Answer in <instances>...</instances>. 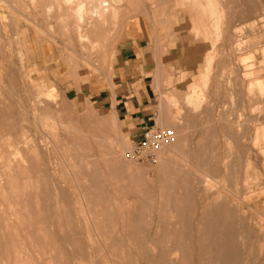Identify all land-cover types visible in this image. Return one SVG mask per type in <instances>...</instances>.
Instances as JSON below:
<instances>
[{"label": "rangeland", "instance_id": "1", "mask_svg": "<svg viewBox=\"0 0 264 264\" xmlns=\"http://www.w3.org/2000/svg\"><path fill=\"white\" fill-rule=\"evenodd\" d=\"M212 1L116 0L84 45L61 1L0 0V264H264V0ZM135 23L162 65L152 125L175 133L154 165L124 158L140 133L87 90ZM43 113L54 127L38 133ZM11 123L27 145L5 146Z\"/></svg>", "mask_w": 264, "mask_h": 264}, {"label": "crops", "instance_id": "2", "mask_svg": "<svg viewBox=\"0 0 264 264\" xmlns=\"http://www.w3.org/2000/svg\"><path fill=\"white\" fill-rule=\"evenodd\" d=\"M160 63L146 27L141 23L129 25L113 59L111 76L91 80L88 94L98 105L113 110L127 128L140 133L154 120L153 100L161 82ZM56 69L54 65L53 70Z\"/></svg>", "mask_w": 264, "mask_h": 264}, {"label": "bare ground", "instance_id": "3", "mask_svg": "<svg viewBox=\"0 0 264 264\" xmlns=\"http://www.w3.org/2000/svg\"><path fill=\"white\" fill-rule=\"evenodd\" d=\"M58 1H61L62 4L67 8L68 11L72 10L73 11V17H74V20L73 22L71 23L72 24V28L70 29H73V32L76 34L77 36V39L79 42H81V44H84V42H88L90 40V38L88 39V26L90 27L91 25V31H96L98 29H104L105 25L107 24V20L109 17H116L118 15V9L115 7L116 4H115V1L116 0H58ZM6 2V1H5ZM88 4V5H87ZM207 4L208 6L213 7L214 6V3L212 0H207ZM53 8V7H52ZM59 8V7H58ZM60 8H62L60 6ZM47 9V8H46ZM63 9V8H62ZM67 11V12H68ZM87 11H91V16H88L87 17ZM63 12V11H62ZM213 13V12H212ZM65 15V14H64ZM61 16V15H60ZM87 18L89 19H92V21H89ZM66 21V20H65ZM71 22V21H70ZM85 23H90V25H86ZM200 23V22H199ZM66 27V26H65ZM203 27V26H202ZM216 27V26H215ZM88 28V30H87ZM106 29V28H105ZM199 29V27H198ZM107 30V29H106ZM197 31V29H196ZM91 33V32H90ZM85 45V44H84ZM83 48V47H82ZM84 49V48H83ZM85 50V49H84ZM208 59V65H207V68H206V71L204 72L203 74V82L201 83H197V82H192L187 90V93L185 95V100L184 102L186 101L187 104H189V106L192 104H195L197 105L201 99H202V86L204 87V85L206 84V81H207V78H208V75H209V72L211 70V67H212V61H213V57L212 55L209 57L207 56ZM209 79V78H208ZM203 84V85H202ZM165 97V96H164ZM178 99V95L174 93L168 95L166 97V101L167 102H170V103H176V101ZM165 100V99H164ZM161 103V102H160ZM36 104V103H35ZM38 106V105H36ZM33 109V107H32ZM44 109V108H43ZM29 110V109H28ZM31 110V109H30ZM46 110H49L50 112H53V108L48 105V107L46 108ZM45 110V111H46ZM36 111V109L34 108V112ZM21 112H25V111H21ZM32 112V111H31ZM21 114V113H20ZM25 114V113H24ZM21 116V115H20ZM35 116L37 117V123L34 124V128L36 129V131L39 133L40 129L42 128H45L47 126L49 127H54V123L52 122L53 119H52V116H49L45 113L42 114L41 117H39L38 114H35ZM86 116V115H85ZM22 118H23V115H22ZM88 118V117H87ZM23 120V119H22ZM114 121V120H113ZM55 122V121H54ZM89 122V121H88ZM23 123V122H22ZM88 124V123H87ZM24 125V124H23ZM102 125V124H101ZM89 126V125H88ZM261 129V128H260ZM32 128L30 126H27V125H24L22 126L19 131L16 130V127L14 125V123H11L9 129H7V142L5 144V146L7 145L8 147H11L13 145V142L11 141V137L14 136V138H16V141L18 143H21L23 145H27L28 144V132L31 131ZM43 130V129H42ZM45 131V130H43ZM50 131V130H49ZM6 135V136H7ZM262 136L264 137V131L262 132H258L257 133V138L259 136ZM5 136V137H6ZM1 137V136H0ZM262 139V138H261ZM116 140V139H115ZM121 144H119L118 141H114V140H110L109 141V149H110V152L112 154V157L114 158V156L116 155V153L118 152V149L120 147ZM3 146V145H2ZM1 146V148H3ZM57 146V145H56ZM55 146V147H56ZM52 150V149H48L46 152H45V155L42 159V162H43V165L44 167L45 166H50V164H52V158L53 157H56V149L58 148H55ZM210 149V148H209ZM4 150V148L2 149ZM259 150H262L259 149ZM261 152V151H260ZM0 158H2V155L0 153ZM10 158V157H9ZM57 158V157H56ZM59 159V158H58ZM115 159V158H114ZM263 159V158H262ZM4 159L2 158V160H0V162L2 163ZM110 160V159H109ZM211 160V159H210ZM6 162H4L3 164H1V169L0 171H7L10 167H11V162L10 161H7L5 160ZM114 161V160H113ZM19 162V161H17ZM14 163V162H13ZM25 163H26V160L24 157L21 158V163L18 164V167L21 169V170H24L26 169L25 167ZM54 163V162H53ZM57 163V162H56ZM60 163V162H59ZM57 163V164H59ZM16 165V164H14ZM68 165V164H67ZM14 167V166H13ZM64 167V166H63ZM71 169V168H70ZM66 172V171H65ZM67 175V174H66ZM57 178V177H56ZM53 179V178H52ZM72 181V180H71ZM78 182V181H76ZM80 182V181H79ZM68 183V181H67ZM73 184V183H72ZM71 184V185H72ZM58 189V188H57ZM67 189V188H66ZM69 189V188H68ZM72 190V188H70ZM63 191V190H62ZM61 192V191H60ZM65 192V191H63ZM70 192V191H69ZM83 192V191H82ZM219 193V192H218ZM231 193V192H230ZM69 195V194H68ZM78 195V194H77ZM70 196V195H69ZM107 196V195H106ZM206 196V195H205ZM205 198V197H204ZM77 199V198H75ZM108 199V198H107ZM106 199V200H107ZM208 199V198H207ZM219 199V198H218ZM227 199L229 200L230 198L227 197ZM213 201V200H212ZM221 201V200H220ZM202 202V201H201ZM73 203V202H72ZM80 203V202H79ZM108 203V202H107ZM213 202H211L212 204ZM217 203V202H216ZM223 204V203H222ZM76 206V205H75ZM210 206V205H209ZM235 208H237L236 206H234ZM74 208V207H73ZM241 210V209H240ZM233 212V211H232ZM243 212V210H242ZM239 214V213H238ZM78 219V218H77ZM83 221V220H82ZM189 221V220H188ZM160 226V225H159ZM157 232V231H156ZM159 233V232H158ZM16 236V235H15ZM155 236V235H154ZM157 238V237H156ZM191 241V240H190ZM212 245V244H211ZM161 246V245H160ZM210 246V245H209ZM7 248V247H6ZM5 248V249H6ZM9 250V249H8ZM6 250V251H8ZM20 250V249H19ZM159 250V249H158ZM24 252V251H23ZM164 252V251H163ZM172 254V253H171ZM220 255V254H219ZM7 257V256H6ZM18 257V256H17ZM75 257V256H74ZM155 257V256H154ZM161 260V259H160Z\"/></svg>", "mask_w": 264, "mask_h": 264}, {"label": "built area", "instance_id": "4", "mask_svg": "<svg viewBox=\"0 0 264 264\" xmlns=\"http://www.w3.org/2000/svg\"><path fill=\"white\" fill-rule=\"evenodd\" d=\"M175 133L170 128L155 125L144 127L138 138L134 139L123 153L124 158L144 165L158 162L160 150L174 140Z\"/></svg>", "mask_w": 264, "mask_h": 264}]
</instances>
